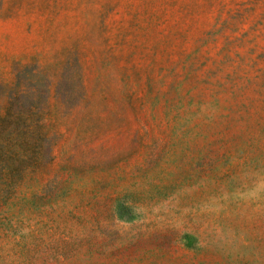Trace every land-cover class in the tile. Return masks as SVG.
Here are the masks:
<instances>
[{"label":"rangeland","instance_id":"374dc122","mask_svg":"<svg viewBox=\"0 0 264 264\" xmlns=\"http://www.w3.org/2000/svg\"><path fill=\"white\" fill-rule=\"evenodd\" d=\"M0 264H264V0H0Z\"/></svg>","mask_w":264,"mask_h":264}]
</instances>
